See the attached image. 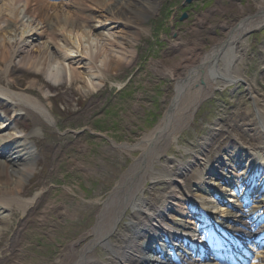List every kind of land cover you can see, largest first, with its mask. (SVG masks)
Instances as JSON below:
<instances>
[{
    "label": "bare ground",
    "instance_id": "obj_1",
    "mask_svg": "<svg viewBox=\"0 0 264 264\" xmlns=\"http://www.w3.org/2000/svg\"><path fill=\"white\" fill-rule=\"evenodd\" d=\"M21 2L24 5L22 8ZM159 3V0H0V19L1 14L7 12L10 20L6 26L0 27V62L9 63L15 54L18 57L16 66L41 72L53 85L79 80L84 91L94 90L100 85L95 78L115 70L125 58L133 60L135 50L128 49L134 45L132 40L127 39L126 45L123 40H118L119 44L125 45V54L116 58L110 55L107 42L101 39L112 33L100 32L93 19L114 24L121 22L126 32L134 33L140 31L139 27ZM235 4L240 12L234 22L219 20V24L211 23V27H208L212 31L216 25H220L223 30L222 36L210 35L213 43L210 48L205 46L207 36L202 31L203 19H199L187 30L192 33L191 36L176 30V37L170 40L172 53L166 52V58L152 57L151 68L168 74L174 80L165 117L135 143H119L111 139V150L123 152L138 146L142 152L126 170L120 171L119 176L112 171L115 184L108 197L97 205L95 223L70 239L54 260L38 261L39 264H222L219 261L190 259L187 253H191V249H181L182 242H173L174 238L180 240L188 231L185 230L187 222H191L184 220L187 214V210H184L189 209L187 199L177 200L183 190L205 207L210 206V212L205 210L207 218H218L217 214L220 213V216H232L228 225L232 229L228 235H237L244 240L251 237L253 232L257 235L264 232L263 213L257 214L264 211V192L260 198L255 196L252 201L243 198L252 194L251 183H255L256 189L264 190V180L260 182L264 178V89L260 88L256 77L254 80L245 75L241 66L249 45L244 40L245 32L253 28L256 30L264 24V0H255V11L247 10L249 4L244 5L240 0ZM22 9L31 17V28L39 31L23 42L17 39L12 42L6 34L13 30ZM252 11L253 14L247 15ZM210 13L206 12L205 15ZM73 57H76L77 65H73ZM239 82L246 85L253 100V107H247L246 114L249 122H255L251 130L255 133L257 144L255 147H246L242 143L229 146L215 162L200 169L201 181L188 189L186 174L195 162H204L211 138L204 137L200 150H196L192 144H182L179 139L193 122L198 105L218 88L238 86ZM33 83L34 80L29 85ZM0 97L29 105L47 120L55 121L50 107L27 90H15L0 83ZM136 106L140 107V104L136 103ZM1 123L0 174L7 176L0 180V231L10 221V208L17 205L25 210L34 203V197H24L21 186L33 170L36 159L34 144L27 134L11 131L5 120ZM172 144L186 153L192 151L193 157L184 160L183 156L166 153ZM88 148L87 142L80 146L82 151ZM245 162L249 164L245 165ZM76 164L83 167L87 174L95 171L93 166L82 161ZM243 167L248 170L244 172ZM209 169L214 171L210 174ZM256 173L260 175L256 177ZM215 176L216 179L213 178ZM162 183L165 185L157 201L145 195L147 189ZM66 190L71 188L67 187ZM216 192L222 200L216 201ZM50 202L42 210L39 218L41 224L49 222L51 209L62 217L75 216V211L67 203ZM126 214L127 220L122 229L120 224ZM210 218V221L206 220L211 223L207 226H218L214 222L216 219ZM116 231H119L121 240L112 238ZM160 233L165 237H159ZM143 235L148 236L146 243L153 242L151 249L140 241ZM99 245L107 253L103 252L100 256ZM260 246L261 250L254 251L253 264H264V242ZM254 247L253 243L249 248ZM167 250H171L172 254ZM235 259L239 261L240 258Z\"/></svg>",
    "mask_w": 264,
    "mask_h": 264
},
{
    "label": "rangeland",
    "instance_id": "obj_2",
    "mask_svg": "<svg viewBox=\"0 0 264 264\" xmlns=\"http://www.w3.org/2000/svg\"><path fill=\"white\" fill-rule=\"evenodd\" d=\"M159 1L157 9L139 27L140 31L134 33L126 32L121 22L114 24L93 19L100 32L112 33L101 39L107 42L110 55L115 58L124 55L126 48L123 46L127 39L134 44L128 49L135 50L133 60L125 58L115 70L95 78L100 85L94 90L84 91L79 80L53 85L41 72L16 66L18 57L15 54L9 63L0 62V83L37 95L55 117V122L49 121L29 105L0 97V125L5 120L11 131L27 134L36 151L34 168L21 186L24 197H34L35 201L25 210L17 205L10 208V221L0 231V264L52 261L70 239L94 224L97 205L115 184L112 167L119 176L120 171L126 170L142 152L138 146L123 152L111 150V139L119 143H135L141 139L143 133L150 131L164 117L172 96L173 77L153 70L150 64L152 57L166 58V52L172 53L170 40L176 37V30L191 36L187 30L199 19H203L202 31L207 36L205 46L210 48L213 45L210 35L223 34L220 25L209 30L211 23L219 24V20L234 22L240 12L235 4L238 0ZM240 1L251 3L247 10L255 8V0ZM23 6L21 2V8ZM185 11L188 16L182 18ZM209 11L211 13L205 15ZM1 16L0 27L6 26L10 22L7 12ZM30 19L22 9L13 30L6 34L12 42L15 39L23 42L39 31L31 28ZM118 40H123L125 45L119 44ZM244 40L249 45L241 66L245 75L254 80L256 77L260 88L264 89V27L245 32ZM75 58L73 65L78 64ZM33 80L34 83L29 85ZM237 85L218 88L201 103L193 122L179 139L182 144H192L200 150L204 137H210L207 156L213 158L237 142L255 147V133L251 130L255 122H249L246 114L247 107H253V100L244 83ZM83 142L89 145L85 151L80 149ZM166 153L183 156L184 160L194 155L192 151L186 153L174 144L168 146ZM161 158L164 160V156ZM78 161L93 166L95 171L87 174L76 164ZM202 165L195 162L188 170L185 177L188 189L201 179L199 171ZM6 176L0 174V180ZM164 185L157 184L153 189H147L145 195L157 201ZM67 187L71 190L67 191ZM182 194H185L184 190L178 194L179 201L187 197L183 195L181 198ZM51 200L57 204L67 203L75 211V216L62 217L51 209L49 222L41 224L42 210ZM126 220L127 214L120 224L122 229ZM112 238L121 240L119 231L114 232ZM145 239L143 235L140 241ZM103 252L107 253L99 245L98 254L101 256Z\"/></svg>",
    "mask_w": 264,
    "mask_h": 264
}]
</instances>
